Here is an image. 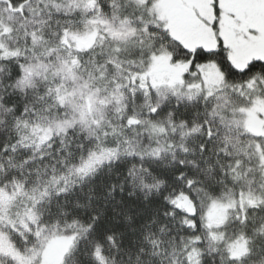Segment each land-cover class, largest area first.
I'll return each mask as SVG.
<instances>
[{
	"label": "snow or ice",
	"instance_id": "obj_1",
	"mask_svg": "<svg viewBox=\"0 0 264 264\" xmlns=\"http://www.w3.org/2000/svg\"><path fill=\"white\" fill-rule=\"evenodd\" d=\"M0 264H264V0H0Z\"/></svg>",
	"mask_w": 264,
	"mask_h": 264
}]
</instances>
